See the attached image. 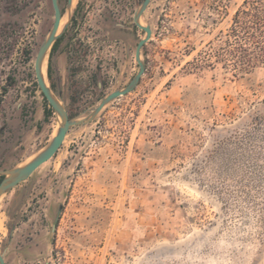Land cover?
I'll list each match as a JSON object with an SVG mask.
<instances>
[{
  "label": "rangeland",
  "instance_id": "rangeland-1",
  "mask_svg": "<svg viewBox=\"0 0 264 264\" xmlns=\"http://www.w3.org/2000/svg\"><path fill=\"white\" fill-rule=\"evenodd\" d=\"M141 2L73 4L48 61L70 117L136 73ZM242 2L152 0L136 88L0 200L5 264H264V62L217 58ZM52 18L50 0H0V169L55 132L33 72Z\"/></svg>",
  "mask_w": 264,
  "mask_h": 264
},
{
  "label": "water",
  "instance_id": "water-1",
  "mask_svg": "<svg viewBox=\"0 0 264 264\" xmlns=\"http://www.w3.org/2000/svg\"><path fill=\"white\" fill-rule=\"evenodd\" d=\"M152 0H142L132 15V25L143 32V37L137 42L134 49V62L137 67L136 73L130 81L123 87L114 90L100 99V101L87 113L81 116L70 117L67 109L59 95H57L48 83L47 68L48 61L54 43L65 33L73 17V0H66L62 9L59 0H50L53 18L52 24L41 41L33 62V72L35 83L42 97L51 108L56 129L54 136L29 160L13 167L0 169V200L7 196L16 186L26 181L40 166L52 159L64 142L67 133L78 126L84 127L93 123L100 113L112 102L132 92L139 83L145 71V63L141 58V53L145 44L151 36V28L141 23L143 13L148 9ZM65 16V21L61 29L59 25ZM13 229L8 230L7 244L0 251V264H5L4 255L7 245L11 243Z\"/></svg>",
  "mask_w": 264,
  "mask_h": 264
},
{
  "label": "trees",
  "instance_id": "trees-1",
  "mask_svg": "<svg viewBox=\"0 0 264 264\" xmlns=\"http://www.w3.org/2000/svg\"><path fill=\"white\" fill-rule=\"evenodd\" d=\"M62 36L54 43L50 57L57 51ZM224 46L225 48H222V53L218 54L217 58L222 59L224 65H229L233 69L247 71L264 62V0H243L225 34ZM47 77L50 79L49 66ZM50 86L53 89V86ZM44 103L43 113L44 121H46L53 116V113L45 100ZM254 121L256 124L260 121L264 122V115L256 117Z\"/></svg>",
  "mask_w": 264,
  "mask_h": 264
},
{
  "label": "bare ground",
  "instance_id": "bare-ground-1",
  "mask_svg": "<svg viewBox=\"0 0 264 264\" xmlns=\"http://www.w3.org/2000/svg\"><path fill=\"white\" fill-rule=\"evenodd\" d=\"M74 1V0H73ZM64 21H65V16H63V18L61 19V22H60V25H59V30L61 29V27L63 26L64 24ZM29 160V159H28ZM27 160V161H28Z\"/></svg>",
  "mask_w": 264,
  "mask_h": 264
},
{
  "label": "flooded vegetation",
  "instance_id": "flooded-vegetation-1",
  "mask_svg": "<svg viewBox=\"0 0 264 264\" xmlns=\"http://www.w3.org/2000/svg\"><path fill=\"white\" fill-rule=\"evenodd\" d=\"M76 0L73 1V4L75 3ZM54 136V133L52 134L51 138Z\"/></svg>",
  "mask_w": 264,
  "mask_h": 264
},
{
  "label": "crops",
  "instance_id": "crops-1",
  "mask_svg": "<svg viewBox=\"0 0 264 264\" xmlns=\"http://www.w3.org/2000/svg\"><path fill=\"white\" fill-rule=\"evenodd\" d=\"M40 118H38V120H39ZM43 120H44V118H43Z\"/></svg>",
  "mask_w": 264,
  "mask_h": 264
}]
</instances>
